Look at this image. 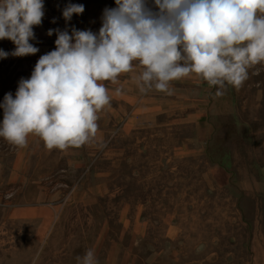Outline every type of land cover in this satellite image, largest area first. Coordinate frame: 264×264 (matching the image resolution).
I'll use <instances>...</instances> for the list:
<instances>
[{"label": "rangeland", "instance_id": "rangeland-1", "mask_svg": "<svg viewBox=\"0 0 264 264\" xmlns=\"http://www.w3.org/2000/svg\"><path fill=\"white\" fill-rule=\"evenodd\" d=\"M69 2L83 4L85 11L65 21L63 9ZM44 4L42 25L34 26L36 39L30 41L39 48L38 53L13 56L16 45L8 39L0 40V49L9 53L7 58H0V104L9 92L15 97L20 79L30 78L39 57L56 48L57 35L48 36L49 29H67L71 35L75 27L98 34L104 9L117 7L115 0H44ZM133 63L139 65V61ZM100 83L107 88L111 81ZM120 83L117 80L115 85ZM217 88L196 73L171 81L169 91L177 93L176 111L172 105L170 112L160 113V119L173 122L176 118L177 125L163 124L155 143L142 148L152 158L159 153L177 152V156L170 160L167 155L161 160H148L153 165L147 161L139 177L123 176L122 171L132 172V166L129 168L124 161L127 166L123 167L121 160H115L113 181L111 176L107 178L117 186V191L98 194L94 200L88 197L79 203L75 201L76 194L67 191L78 183L93 184L97 178L75 167L67 159L66 149L54 148L49 158L43 159L40 153L28 159L20 154L16 158L17 154L9 151L1 155L4 159H0L3 164L0 165V264H78L77 257H82L88 249L94 250L98 264H144V256L138 255V238L134 233L139 223L133 222L139 201L146 203L145 213L150 215L152 223H160L171 206H177L176 221L192 223L191 213L184 215L186 208L191 207L187 200L195 193L192 190L202 196L201 186L204 189L208 186L207 196L212 205L219 199L214 184L221 182L228 185L227 197L259 201V205L247 210L259 212L255 218L264 224V61L249 67L248 79L239 88L228 85L223 95H216ZM159 92L161 99L169 95ZM2 121L3 108H0ZM204 126L208 129H203ZM118 128L119 125L116 132ZM137 134L135 131L130 136L131 153L138 151V145L132 144ZM0 141L10 147L5 138L0 137ZM100 164L105 168L107 161ZM218 166L225 168L224 174L215 171ZM98 178L106 180L105 175ZM122 184L126 187L124 192ZM123 197L125 210L131 216L129 225L122 220ZM213 210L216 209L210 210L211 229L223 219L213 214ZM166 262L160 259L155 264Z\"/></svg>", "mask_w": 264, "mask_h": 264}, {"label": "clouds", "instance_id": "clouds-1", "mask_svg": "<svg viewBox=\"0 0 264 264\" xmlns=\"http://www.w3.org/2000/svg\"><path fill=\"white\" fill-rule=\"evenodd\" d=\"M105 8L98 34L49 29L56 48L41 55L30 78H21L15 97L4 96L0 137L25 146L36 134L51 150L79 148L96 136L97 113L110 103L101 81L117 82L139 61L141 92H169V84L196 73L223 95L239 88L248 69L264 61V0H115ZM85 11L69 2L65 21ZM45 16L44 0H0V40H11L17 57L35 55L34 26ZM56 21L53 20V23ZM8 52L0 49V58ZM121 89H116V95ZM170 94V92H169ZM78 264H98L88 249Z\"/></svg>", "mask_w": 264, "mask_h": 264}, {"label": "crops", "instance_id": "crops-1", "mask_svg": "<svg viewBox=\"0 0 264 264\" xmlns=\"http://www.w3.org/2000/svg\"><path fill=\"white\" fill-rule=\"evenodd\" d=\"M133 66V71L118 76L117 80L121 81L119 85L111 82L107 86L110 103L97 113L99 118L96 136L79 148L68 147L65 150L67 159L74 163L75 167H81L85 175L89 177L95 175L97 178L93 184L78 183L67 189L68 192L76 194L75 201L79 203L88 197L94 200L98 194L117 191V186L110 182L113 181L115 175V160H121L123 167L132 166V172L122 171L123 176L137 174L139 177L143 174L141 169L147 165L148 160H161L166 155L170 160L172 156H177V152L159 153L152 158L151 153L143 149L147 144L155 143L163 124H168L170 127L177 125L176 118L173 122L169 119L164 121L165 123L160 119V113L163 110L170 112L172 105L174 112L176 111L177 98L175 96L177 93L170 89L168 97L161 99V94L157 90L141 92L135 80V77L142 72L140 71L141 66L136 63H133ZM117 88L121 89L120 95H116ZM118 125L119 130L116 132ZM204 128L208 129L207 126ZM146 129H148V134H146ZM135 131L138 134L132 140V144L138 145V151L131 153L130 136ZM175 140L176 137L173 138V141ZM8 151L17 154L16 158L20 154V157H27V159L33 154L40 153V158L43 159L49 158L48 154L53 149L49 150L40 136L29 134L27 143L23 147L11 143L10 147L4 146V143L0 141L1 160L4 159L1 155H5ZM101 161H107L105 168L100 164ZM138 161H143V163ZM0 165L3 164L0 162ZM148 165L153 164L148 161ZM135 166H137V173L134 172ZM215 171L224 174L226 170L223 166H218ZM99 175H105L106 180L99 181ZM108 176H111L110 181ZM121 187L123 192L126 191L125 184ZM227 187L228 185L224 182L214 184L216 197L219 199H215L212 205L209 194L207 196L210 192L208 186L205 189L201 186L200 192L204 191L202 196L198 191L192 190L195 193L189 195L190 201L187 200L191 207L188 206L184 213L186 217L189 212L191 213L194 218L192 223L176 221L178 209L177 206L172 208L171 205V210L164 213L160 223H152L150 215L145 213L146 203L139 201L138 214L133 218V222L139 223L134 233L138 238V255L144 256V264H155L160 259L166 260V264H264V224L255 218V213L260 215L259 212L254 213L247 210L253 205H259L260 202H246L232 199V196L227 197L225 194ZM124 199L123 197L122 220L129 225L131 216L125 210L127 205L124 204ZM214 208L216 210L212 213L223 219L211 229L210 210ZM152 224H161V226H149ZM230 246L234 247L228 249Z\"/></svg>", "mask_w": 264, "mask_h": 264}]
</instances>
